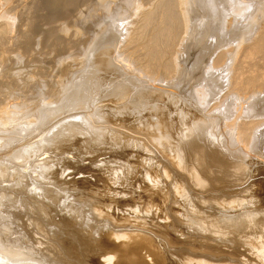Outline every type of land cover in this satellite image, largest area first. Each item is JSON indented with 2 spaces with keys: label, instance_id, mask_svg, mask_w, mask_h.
Listing matches in <instances>:
<instances>
[{
  "label": "bare ground",
  "instance_id": "bare-ground-1",
  "mask_svg": "<svg viewBox=\"0 0 264 264\" xmlns=\"http://www.w3.org/2000/svg\"><path fill=\"white\" fill-rule=\"evenodd\" d=\"M20 1L0 0V66H6L0 72V264H264V201L235 207L228 200L248 188L243 176L233 173V162L260 143L264 132V0H82L87 6L83 11L78 8L81 0L46 2L59 15L50 12L61 16L49 13L50 19L65 15V20L54 26L49 19L54 27L44 24L49 29L43 36L62 50L74 49L66 58L57 45L47 52L58 55L60 68L74 59L71 54L80 58L78 68L67 70L66 80H44L38 56L25 59L29 49L41 56L33 23L38 13L32 15L41 8L40 1H35L37 7L30 1L35 7L28 9L29 17L23 9L24 14L18 12ZM17 16L35 20L26 19L29 28L14 36L20 27L16 20H22ZM10 45L25 47L26 57L16 55ZM181 52L183 63L204 61L201 86L187 99L191 103L170 91L178 92L184 82L176 78ZM148 141L170 170L165 172L167 183L154 187L157 193L151 191L162 203L150 200L149 208L158 210L150 223L134 220L123 232L129 219L122 220L119 206L113 215L112 203L107 208L101 197L86 196L75 206L89 212V225L82 218L74 226L42 219L47 201L55 200L51 185L39 189L42 171L56 164L79 165L86 158L93 168L121 161L118 167L123 169L130 156L147 152ZM66 169L54 177L65 178ZM115 174L110 176L114 180ZM184 185L194 187L187 193ZM118 193L102 195L114 199ZM74 199L68 196L67 201L74 206ZM257 210L263 214L259 220L252 215Z\"/></svg>",
  "mask_w": 264,
  "mask_h": 264
},
{
  "label": "rangeland",
  "instance_id": "rangeland-1",
  "mask_svg": "<svg viewBox=\"0 0 264 264\" xmlns=\"http://www.w3.org/2000/svg\"><path fill=\"white\" fill-rule=\"evenodd\" d=\"M25 0H23V1H20L19 3H18V6L20 5L21 6V8L19 9V7L17 8L18 10H20V11H18L17 9H16V11H18V12H22L23 14H24V11H27V12H29V10L28 9H30V12H32L33 10H34V7L36 6L37 7V5H39L38 7H40L41 8V10H38L39 12H41L40 14H39V12H36L37 11V9L35 8V11L34 12H32V15H36L37 13V15H38V18H40L41 17V19H39L38 20V18L37 17H35L36 18V20H37V22L38 23H36V20H35V18H29L30 16H31V13H30V15H29V17L28 18H25V17H27V16H25V15H23V16H25V17H18V16H22L21 15V13L19 14H17L18 16L16 17L17 19H19V18H22V20H16V25L18 24L19 25V23H20V27L19 26H16L17 27V29L15 28V30H14V32L16 33H14L15 35L14 36H16L18 33H19V31L21 30V29H26L27 27H28V25L29 24H27L28 22H29V19H32L34 22V25L35 26H37L38 28H36L35 27V30L37 29V31L35 32V40L37 41V43H36V46H35V48H36V50H37V48L39 49V52L41 53V56L38 54V55H36V53H33V51H32V49L30 50L29 48V50L28 51H30V53H28V51L27 50H25V47H20L19 46V48L17 49H15V46L14 45H10V47H12V48H14V50H16L15 51V54L17 55V54H21L22 55V57H23V59L25 58V59H29L30 61H32L33 60V58H35V57H37L38 58V60L40 61V65L41 66H43L42 68H45L44 70H43V72H45L46 74H45V76L46 77H44L43 79L44 80H48V79H53V78H55V79H57V78H59V79H63V80H66L67 78H68V74H67V72L70 70H72L73 71V69H71V68H73V66H77L76 68H78V66H80L78 63H80V61H79V57H77V55H75V56H73L74 55V53L73 54H71L72 55V58L74 57V59H72L73 60V62H74V60L76 61L75 63H73V64H71L70 62L72 61H70L69 63H70V65H68L69 63H66V65H63V68H60V67H62V66H60L61 64L59 63V59L57 60L56 58H58V55H57V57L55 58L54 56L55 55H53L52 56V54H54V53H52L51 55L49 54L50 52H51V50L53 49L54 50V47H56V45H57V48L58 47H60V48H58L57 50H58V52H60V56H61V54H62V57L64 56V55H66L67 54V52H69V50H71V52H74V51H72V50H74V49H70V48H65V49H63L62 50V46H60V45H58L57 43H53V42H55V40H51V39H48V37H44L43 35H44V33L49 29V28H47L48 26H53L52 25V23L49 21V19H50V14L52 13V12H56V11H58V10H56V11H54L55 9H53V11L52 10H50V8H47V4L48 3H46V2H51V0H26L25 2H28L29 4H27V3H25L24 2ZM34 4L35 3V1L38 3V1H40L39 3H41V4H37V3H35L34 5L33 4H31V2ZM59 1H61V0H59ZM95 1H98V0H95ZM100 1V0H99ZM24 2V3H23ZM62 2V1H61ZM61 2H57V4L58 3H60V5H59V7L61 6ZM85 2V1H84ZM87 2V1H86ZM23 3V4H22ZM46 5H45V4ZM140 3V2H139ZM37 4V5H36ZM50 4V3H49ZM25 5V6H24ZM80 5V6H79ZM79 10L80 11H83V10H86L87 9V6H86V3L84 4L83 3V1L81 0V1H79ZM30 6H31V8L33 7V9H32V11H31V8H30ZM81 6H83V7H81ZM86 6V7H85ZM48 7H50L49 5H48ZM40 8H38V9H40ZM77 8V9H78ZM86 8V9H85ZM22 9L24 10V11H22ZM45 9V10H44ZM77 9H72L71 11H73V13H74V11H75V13H76V11H78ZM48 11V12H47ZM50 11H52V12H50ZM71 11H70V14H71ZM36 12V13H35ZM26 13V12H25ZM35 13V14H34ZM45 13H47L46 14V16L44 17V15H45ZM72 13V14H73ZM74 13V14H75ZM26 14H28V13H26ZM42 14V15H41ZM44 14V15H43ZM53 14V13H52ZM51 14V15H52ZM56 14H58L59 15V11L56 13ZM36 15V16H37ZM54 16H52L53 18H55V14H53ZM56 16V17H61V16ZM60 15H62V17H63V15L64 14H60ZM43 16V17H42ZM68 16H69V14H68ZM68 16H66V18H67V20H68ZM31 17H33V16H31ZM49 17V18H48ZM51 17V18H52ZM73 17V16H72ZM15 18V19H16ZM25 18V19H24ZM48 18V21H46V20H44V19H47ZM64 20H65V15H64ZM63 18H61V19H63ZM26 19H28V22H27V20ZM59 20L61 23L63 22L64 23V21H62V20ZM43 20V21H42ZM50 20H52V19H50ZM55 19H53L52 21H54ZM56 20L58 21V18H56ZM56 20L54 21V23L56 22ZM71 16L69 17V20L68 21H66V22H71V24L72 25H70V26H72V28H77V26H76V24L74 23V21L73 20H71ZM20 21V22H19ZM23 21V22H22ZM24 21H26L27 23L26 24H24L25 22ZM58 21V22H59ZM42 22H43V24H42ZM46 22H47V24H46ZM49 22V23H48ZM60 22H59V24H60ZM74 23V25H73V23ZM41 23V24H40ZM45 24V26H47V27H43V25ZM50 24V25H49ZM70 24V23H69ZM23 25V26H22ZM25 25H27L26 27H25ZM55 25H57V22H56V24H54V26ZM53 26V27H54ZM80 27L82 26V25H79ZM23 27V28H22ZM21 28V29H20ZM29 28V27H28ZM47 28V29H46ZM50 28H52V27H50ZM24 29V30H25ZM79 30L81 29V28H78ZM82 29H84V26H82ZM27 30V29H26ZM44 30H46V31H44ZM44 31V32H43ZM82 31V30H81ZM84 32H85V29L83 30ZM82 31V32H83ZM84 32H83V34H84ZM41 34V35H40ZM36 35H38L37 37H36ZM45 35H46V33H45ZM44 38H45V41H44ZM41 42H40V41ZM43 41V42H42ZM40 42V43H39ZM44 42H47V44L48 43H52L53 44V47L52 48H50L51 46V44H46V43H44ZM38 44H40L39 46H38ZM46 45L48 46V47H46ZM55 45V46H54ZM34 47V46H33ZM41 48V49H40ZM50 48V49H49ZM23 49V50H22ZM27 49V48H26ZM43 49H45V50H43ZM67 49V50H66ZM22 50V51H21ZM25 50V51H24ZM40 50H43V52H45V53H43L42 51H40ZM50 50V52H47V51H49ZM53 50H52V52H53ZM61 50H62V52H61ZM65 50V51H64ZM20 51V52H19ZM27 51V52H26ZM19 52V53H18ZM28 53V54H26V56H25V54H23V53ZM38 52V53H39ZM47 52V53H46ZM63 52H65V54L63 53ZM14 54V55H15ZM49 54V55H48ZM20 55V56H21ZM24 55V56H23ZM31 55V56H30ZM34 55H36V56H34ZM48 55V56H47ZM69 56H70V54H68ZM68 55L67 56H64L65 58L66 57H68ZM182 52H181V55H180V59L178 60L179 61V70H178V73H179V75H178V73H177V76L178 77H176V78H178V79H184V80H182V82H183V84H181L180 85V87H179V91L177 92L176 90H178V89H176V90H174V89H171V88H169V89H167V90H170L171 92L173 91H175L174 93L175 94H178V96L180 97H178L177 95H174L175 97L177 96V98L176 99H182V100H184V101H187V99L190 101V96H191V94H193L192 92H194V90H196V89H198L200 86H201V82H200V80H199V77H200V73H199V71H200V67H203L204 66V61H202V59H201V61L199 62L198 61V63L197 62H195V60L196 59H194V58H192V60L191 61H189L187 64L186 63H183L182 61H184V60H182ZM7 56V55H6ZM51 56V57H50ZM184 56V55H183ZM41 57V58H40ZM43 57V58H42ZM53 57V58H52ZM77 57V58H76ZM55 58V59H54ZM79 58V59H78ZM78 61H77V60ZM57 60V63L56 62H54V61H56ZM46 62V63H45ZM78 62V63H77ZM191 62V63H190ZM192 62H193V64H192ZM203 62V63H202ZM44 63V64H43ZM59 63V64H58ZM7 64H9V63H7ZM6 64V65H7ZM57 64V65H56ZM65 64V63H64ZM183 64V65H182ZM199 64H201V65H198ZM188 67H186V66ZM4 65H1L0 66V72H1V74L3 75L4 74V72H6V70H4V67H6V66H4ZM66 66V67H65ZM70 66H71V68H70ZM134 66H137V68H138V64L137 65H134ZM193 66L197 69V70H195V68L192 70L191 68H193ZM196 66H198V68L196 67ZM58 67L60 68V70L58 69ZM74 67V68H75ZM186 67V68H185ZM75 68V69H76ZM183 68V69H182ZM3 69V70H2ZM56 69H57V71L59 72H62V74L61 73H58L57 71H56ZM63 70V71H62ZM68 70V71H67ZM190 70H192V71H190ZM182 71V72H181ZM186 71V72H185ZM3 72V73H2ZM66 72V73H65ZM189 72H191V73H189ZM195 73V74H193V73ZM198 72V73H197ZM8 73V72H7ZM57 73H58V76H57ZM181 73V74H180ZM187 74V76L185 75L184 77L185 78H181L182 76H183V74ZM0 74V75H1ZM55 74V75H54ZM193 74V75H192ZM197 74V75H196ZM1 75V76H2ZM55 77H54V76ZM64 75H66V76H64ZM194 75H196V76H194ZM53 76V77H52ZM57 76V77H56ZM63 76V77H62ZM180 76V77H179ZM188 76H190V77H192V78H189ZM194 76V77H193ZM189 78V79H188ZM198 78V79H197ZM191 79V80H190ZM187 80H189L188 82H187ZM197 80H198V82H197ZM194 81H196V82H194ZM180 82H181V80H180ZM188 84H187V83ZM190 83V84H189ZM199 83V84H198ZM186 84V85H185ZM198 84V85H197ZM188 85H190V87H187ZM185 88H184V87ZM198 86V87H197ZM182 88V91L180 90ZM186 88H187V90H186ZM194 88V89H193ZM196 88V89H195ZM193 89V90H192ZM186 91V96L184 95L185 93H184V91ZM190 90V91H189ZM187 91H189V92H187ZM191 92V93H190ZM180 93V94H179ZM190 93V94H189ZM185 97V98H184ZM189 101H187V102H189ZM189 103H191V102H189ZM189 103H187V105H189ZM191 105V104H190ZM189 108H192L191 106H189L187 109L189 110ZM190 110H192V109H190ZM139 112V111H138ZM135 114H137V113H135ZM258 119V118H257ZM259 120V119H258ZM258 120L256 121V122H258ZM136 122L137 123H140V120H139V118H138V120H136ZM264 128V127H263ZM262 131H264V129L262 130ZM262 137H261V141H260V143H256L255 144V146H249L248 148H247V152H249V153H247L246 154V156L244 157V158H237L239 161H234L233 162V165L234 166H236V169H235V167L233 168V173L235 174V175H237V174H239V176H243V178H244V180L246 181V184L248 183V188H247V190L245 191V192H243V193H241L240 195H238L237 197H235V198H231V199H228L229 200V202L231 201H235L234 203H232V204H234V206L236 207V205L238 206L239 204L241 205H244L245 204V206H247L249 203H257V205H260L262 202L261 201H264V140H263V138H264V132H262V135H261ZM263 142V143H262ZM262 143V144H261ZM257 145H258V147H257ZM147 149V152L146 151H143V152H141V151H139V152H141V153H138L137 154V152H136V150L137 149H135V152H136V154L132 157V156H130L131 158H130V161L131 162H129L128 163V166H124L123 167V169L122 168H120L119 169V164L121 163V161H118V163H111V164H109V165H107L108 167H106V166H103L104 168L106 167V172H104L105 173V175H103V173L101 172V171H105V169H103L102 170V166L100 167V166H98V167H94L93 168V165H91L90 166V162H89V160H86V159H88V158H86L83 162H80V166L78 165V164H76V163H70L69 165H63V168H61V165H60V167L56 164L55 166H56V168H55V166L53 167H49V168H47V169H45L44 171H42V173H41V175L39 176V179H38V186H39V189L40 190H45V188L47 187V186H52V188H53V198L55 197V200L53 199V201H47V208H46V211H47V215L45 214V215H42L41 217H42V219L43 220H49V221H52V222H54V223H56V225H62V226H74V225H77V223L76 222H74V220L76 219V218H82L83 219V223L85 224V225H89L90 224V221L91 220H89V212H87V211H83V210H79V209H77V211H76V207L79 205V204H81L80 203V201L78 200L81 196H86L88 199H92V198H97L96 200H98V197L101 199V201H104V203H103V205H104V207H109L110 205H111V203L113 204V205H111L110 207H113V209L111 208V210H112V214L114 215L115 213L113 212V210H115L114 209V207L116 208V206L118 207L119 206V210H117V211H119V214H116V216L117 215H119V216H124L125 218H122V220L124 219H129V221H126V223L125 222H123V224L125 223V224H127V225H122V230H123V232H124V229H127L126 227L128 226V223L129 222H131L132 221V224L134 225V220H136V221H146V223L149 221V223H150V221H152L151 219H152V217L153 216H155V214L157 215V213H156V211L158 212V210L156 209L157 207L156 206H153V207H150L149 208V203H150V200H152L153 202H155V200L156 201H158L157 203H154V204H156V205H158V204H160V203H162V201H159V197H156V195H155V197L154 196H152V195H154L153 193H157V192H155V191H157L155 188L156 187H158L157 189H160L159 187H161L162 188V185H164V183L166 184L167 183V181H168V179H167V176H166V174L167 173H165V172H170V170L168 171L167 169H166V167H167V165L166 164H164V163H166L160 156H162L161 155V153H159L160 151L156 148V146H154L153 147V143L151 142V141H148L147 142V144H146V146H145ZM255 147H257V148H255ZM260 147H261V149H260ZM151 149V150H150ZM156 149H157V151H156ZM258 149V150H257ZM134 151V150H133ZM152 151V152H151ZM134 152V153H135ZM157 152V153H156ZM127 154L128 153H126L125 154V157L127 156ZM157 154H160L159 156L157 155ZM140 156V155H142L144 158H140V157H137V156ZM146 155V156H145ZM254 155H256V156H254ZM141 156V157H142ZM150 156H152V157H150ZM253 156L254 157V159H253V157L251 158V157ZM258 156V157H257ZM109 157V156H108ZM136 157H137V159H136ZM146 157H149V158H147V160L145 159ZM155 158V162H153L154 161V158ZM160 157V158H159ZM124 158V157H123ZM135 159V163L134 162H132V160H134ZM140 158V159H139ZM156 158H157V160H156ZM143 159H144V161H143ZM153 159V160H152ZM158 159H160V161L162 160V162H160ZM151 160V161H150ZM249 160V161H248ZM140 161H142V163L140 162V164H139V162ZM147 161V162H146ZM159 161V162H158ZM241 161V162H240ZM245 161V162H244ZM120 162V163H119ZM138 162V163H137ZM143 162H144V164H143ZM151 162V163H150ZM164 162V163H163ZM243 162H244V164H243ZM88 163V164H87ZM133 163V165H134V169H131L130 170V168H132L133 166H130L131 164ZM146 163V164H145ZM152 163H154V164H152ZM157 163V164H156ZM158 163H159V165H158ZM161 163V164H160ZM75 165V166H72V165ZM130 164V165H129ZM135 164H136V168H135ZM142 164V165H141ZM164 164V166H162ZM78 165V166H77ZM82 165V166H81ZM121 165V164H120ZM140 165V166H139ZM150 165V167H149V169H147L148 168V166ZM153 165V166H152ZM261 165V166H260ZM57 166H58V168H57ZM67 166V167H66ZM85 166V167H84ZM141 166L143 167V166H145L144 168H143V170H142V168H141ZM147 166V167H146ZM157 166L158 168H155V167ZM160 166H161V168H160ZM68 168V169H66V168ZM152 167H154L153 169L155 170V171H153V169H152ZM95 168H97V174H94V173H96L93 169H95ZM139 168V169H138ZM141 168V169H140ZM61 169L63 170H68V171H70V172H68V175L66 174V175H64L65 176V178H63V179H60V177H61V175H59L58 177V179H56L55 177H54V174L58 171V172H60L61 173ZM98 169H100L99 171L101 172V174L104 176V177H108V179H110V180H108L107 178V180L105 179V178H103V176L102 175H98ZM136 169H137V171H136ZM94 172L93 174L95 175V176H97L98 177V179L95 177V176H93V174H92V171ZM96 170V169H95ZM114 172H113V171ZM118 170V171H117ZM135 171V173H134V171ZM146 172H145V171ZM149 170V171H148ZM152 171V173H151V171ZM161 171V172H160ZM67 173V171H64L63 173ZM100 172H99V174H100ZM132 172V173H131ZM140 172V173H139ZM141 172H142V174H141ZM150 172V173H149ZM70 173V174H69ZM108 173V174H107ZM109 173H110V175H109ZM114 173H116L115 174V180H114V177L112 178V177H110V176H114L113 174ZM144 173H145V175H146V178H145V176H144ZM149 173V174H148ZM250 173V174H249ZM112 174V175H111ZM163 174V175H162ZM241 174V175H240ZM257 174V175H256ZM117 175V176H116ZM143 175V176H142ZM147 175H148V177H147ZM150 175V176H149ZM248 175V176H247ZM66 176H68V177H66ZM252 176V177H251ZM132 177V178H131ZM135 177V178H134ZM137 177V178H136ZM250 177H251V179H253L254 180V182H252L251 180H249L250 179ZM256 177V178H255ZM62 178V177H61ZM99 178L100 179H102L103 178V180H99ZM112 178V179H111ZM130 178V179H129ZM255 178V179H254ZM87 181H89V182H87L86 183V180ZM95 179V180H94ZM129 179V180H128ZM152 179V180H151ZM157 179V180H156ZM85 180V181H84ZM97 180V181H96ZM98 180L100 181L99 183L102 185V183L101 182H103L104 180L107 182V183H109V186H108V184H106L107 186H105V181L103 182V185L102 186H104V187H100L101 185L99 184V183H97L98 182ZM112 180V181H111ZM117 180V181H116ZM148 181V182H147ZM152 183H151V182ZM251 181V182H250ZM250 182V183H249ZM256 182V183H255ZM258 182V183H257ZM97 185H96V184ZM150 183V184H149ZM253 183V184H252ZM255 183V184H254ZM90 184V185H89ZM161 184V185H160ZM87 185V186H86ZM91 185H96V186H92L91 187ZM131 185V186H130ZM153 185V186H152ZM250 185V186H249ZM136 186V187H135ZM147 186H148V188H147ZM259 186V187H258ZM63 187H65V189H63ZM88 187H90V188H88ZM98 187H100V188H103V189H101V191H102V193L103 192H107L108 194L110 193V192H112V191H116L118 194L117 195H114V199H110V198H108L107 196H108V194H107V196H104V195H106V193L104 194V195H102V193H98V191L97 190H99V189H97ZM108 187V188H107ZM111 187V188H110ZM149 187L151 188V189H149ZM155 187V188H154ZM194 187V186H193ZM193 187H191L192 189H193ZM221 187H223V186H220L219 188L220 189H223V188H221ZM93 188H95V189H93V191L91 192V190ZM105 188V189H104ZM117 188V189H116ZM122 188V189H121ZM149 189L150 191L148 192V190L147 189ZM184 188H188L189 190H187L186 192L188 193V191H190V186L188 187L187 185H184ZM261 188V189H260ZM67 189V190H66ZM107 189H110V191L109 190H107ZM112 189H114V190H112ZM251 189V190H250ZM95 190V191H94ZM107 190V191H106ZM112 190V191H111ZM152 190H155V191H152ZM96 191H97V194H98V196L97 195H94V194H96ZM136 191V192H135ZM153 193H152V192ZM100 192V191H99ZM151 192V193H150ZM259 192V193H258ZM141 193V194H140ZM144 193V194H143ZM259 195H258V194ZM100 194V195H99ZM89 195V196H88ZM93 195V196H92ZM102 195V196H101ZM251 195V196H250ZM68 196H70V197H72V198H75L74 200H73V202H74V206L73 205H71V204H69L68 203ZM97 196V197H96ZM139 196H141V197H139ZM148 196V197H147ZM90 197V198H89ZM103 197V198H102ZM120 197V198H119ZM144 197V198H143ZM154 197V198H153ZM174 197V196H173ZM232 197V196H231ZM255 197V198H254ZM139 198H141L142 200H138ZM157 198V199H156ZM258 198H260V199H258ZM90 199V200H91ZM102 199H104V200H102ZM134 199V200H133ZM146 201H145V200ZM161 200V199H160ZM113 201V202H112ZM117 201V202H116ZM134 201V202H133ZM139 202V203H138ZM160 202V203H159ZM105 203H106V205H108V206H106L105 205ZM120 204V205H116V204ZM144 203V204H143ZM231 204V205H232ZM75 205H77V206H75ZM115 205V206H114ZM140 207H139V206ZM161 205V204H160ZM239 205V206H240ZM144 206V207H143ZM122 209V210H121ZM124 209V210H123ZM128 209V210H127ZM106 210V209H105ZM108 210V209H107ZM106 210V211H107ZM139 210V211H138ZM124 213H123V212ZM259 212V213H258ZM123 213V214H122ZM163 212H161V215H164V214H162ZM154 214V215H153ZM255 214H256V217H255ZM260 214H261V216H260ZM153 215V216H152ZM159 215V214H158ZM253 216H254V219H261L260 217H262V212L260 213V211L259 210H257V211H254V213L252 214ZM151 216V217H150ZM253 216H252V218H253ZM149 217V218H148ZM163 217H165V215L164 216H162V218ZM185 217H189V218H191L189 215H185ZM146 218V219H145ZM138 219V220H137ZM123 220V221H124ZM148 220V221H147ZM161 220V219H160ZM81 222L80 221H78V224H80ZM130 224V226H131V223H129ZM81 225H82V223H81ZM96 227H98V226H96ZM95 227V228H96ZM123 227H125V228H123ZM119 230H121V228H119ZM121 230V231H122ZM145 231V230H144ZM148 231H150L151 233H153L152 232V230L150 229H148ZM150 232H147L146 234H148V235H150ZM152 235V234H151ZM151 264V263H150Z\"/></svg>",
  "mask_w": 264,
  "mask_h": 264
}]
</instances>
